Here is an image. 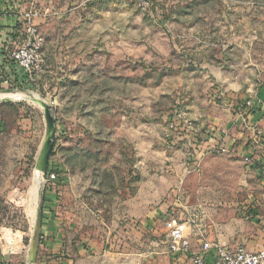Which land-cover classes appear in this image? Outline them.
I'll return each mask as SVG.
<instances>
[{"label":"rangeland","instance_id":"374dc122","mask_svg":"<svg viewBox=\"0 0 264 264\" xmlns=\"http://www.w3.org/2000/svg\"><path fill=\"white\" fill-rule=\"evenodd\" d=\"M147 1L42 2L44 71L0 83L15 94L0 99V264H28L33 245V264H170L167 214L192 251L243 244L256 224L252 161L192 136L230 115L262 140L245 114L263 81L264 0Z\"/></svg>","mask_w":264,"mask_h":264},{"label":"built area","instance_id":"2783aa9c","mask_svg":"<svg viewBox=\"0 0 264 264\" xmlns=\"http://www.w3.org/2000/svg\"><path fill=\"white\" fill-rule=\"evenodd\" d=\"M141 1L143 5H149L147 0ZM1 11L0 8V15ZM46 13V11L41 10L36 0H30L29 5L19 12L17 39L4 56L6 68H0V83L9 84L11 82L12 77H14V74L8 71L11 68L14 70L15 75L20 73L24 75L25 79H32L33 76L39 75L44 71L43 38L39 32L37 21L44 17ZM255 105L264 110V101L258 100L251 107ZM207 133L209 131H205L203 134H194L192 136L193 146L206 141V137L203 136L207 135ZM223 139L221 135L217 143L208 145L214 151L228 152ZM251 141L254 145H260L261 136L252 132ZM245 157L249 159L248 156ZM190 216L196 217L195 213L190 214ZM164 224L167 231L166 243L168 251L171 254L188 255L191 264H264V248L250 251L241 244L236 246L218 244L212 248L207 240L203 239L200 240L201 249L191 251V241L186 233L185 223L179 217L169 214Z\"/></svg>","mask_w":264,"mask_h":264},{"label":"crops","instance_id":"0c3cea01","mask_svg":"<svg viewBox=\"0 0 264 264\" xmlns=\"http://www.w3.org/2000/svg\"><path fill=\"white\" fill-rule=\"evenodd\" d=\"M44 0H36L37 4L41 7V10H48L50 9V6L48 4H42ZM30 3V0H0V8H1V15H0V68L4 69L6 68L4 56L7 53V50L12 48L13 43L17 39V29H18V14L21 10H23L25 7H27ZM45 17V16H44ZM44 18L38 19L37 23L39 24L41 21H43ZM8 69V68H7ZM11 74H14V77L16 76L14 73V70L9 69L8 70ZM221 76L219 75L218 78ZM258 100L264 101V73H263V81L261 84V88L258 92V96L256 100H253V104L256 103ZM262 108L258 105H255L254 108L251 111H248V114H245V117L248 119H253L257 123H263L264 121V112H262ZM244 121V119L242 120ZM241 119H239V116H235L232 118L230 115L227 116V118H217L213 125L212 123L208 124V129L205 130L206 132L209 131V135L206 136V141H203L202 143H205L206 145L217 143L219 141L220 136L222 135V138H228L227 144L229 148H237L238 151L245 154V156H248L251 162V168L254 169L256 175L260 178L262 186H264V135L262 137V140L260 142V145H254L253 143L249 142L248 140H244V135L242 131L240 130L242 125ZM212 125V126H211ZM204 131V132H205ZM227 133V134H226ZM250 134V133H249ZM251 140V137H250ZM237 146V147H235ZM264 188V187H263ZM250 206V205H247ZM246 206V207H247ZM263 209L259 208L258 210L255 209L254 215L252 219H250L251 222L256 223L252 230L249 232V236L247 237V240L243 242V246H245L246 249L250 251H256L259 249L264 248V206L261 204ZM169 214H167L168 216ZM166 216V218H167ZM165 218V215H164ZM180 218V217H179ZM181 219V218H180ZM45 220L42 218V226L44 225ZM253 239V240H250ZM52 240V239H51ZM235 245H229V246H236ZM192 251V250H191ZM51 257L50 254L47 256V258ZM183 258L189 259L188 255H182V254H171L170 255V264H180V261L183 260ZM190 260V259H189ZM62 263L66 264H109V261L107 258H105V254L101 256H97L94 254L89 255H82L77 260L68 259ZM111 264V263H110ZM191 264V263H190Z\"/></svg>","mask_w":264,"mask_h":264},{"label":"water","instance_id":"95a60500","mask_svg":"<svg viewBox=\"0 0 264 264\" xmlns=\"http://www.w3.org/2000/svg\"><path fill=\"white\" fill-rule=\"evenodd\" d=\"M50 151V146L48 147V141H46L45 146L40 154V157L42 156V160H43V165L42 167H44L46 165V160L48 158V154ZM41 167V168H42ZM41 221H42V204L40 203L38 205L37 211H36V229H39L41 226ZM34 251H35V247L33 245Z\"/></svg>","mask_w":264,"mask_h":264},{"label":"trees","instance_id":"16d2710c","mask_svg":"<svg viewBox=\"0 0 264 264\" xmlns=\"http://www.w3.org/2000/svg\"><path fill=\"white\" fill-rule=\"evenodd\" d=\"M23 76V77H22ZM18 83H22L23 79H25L24 75L20 74V75H16L15 78H14ZM24 83V82H23ZM254 108V107H253ZM207 135H209L207 133ZM204 137V136H203ZM206 137V136H205ZM207 139V138H206ZM254 211L255 209L252 208V205L250 206H247L245 209H244V216L247 217V218H250L252 219L253 215H254Z\"/></svg>","mask_w":264,"mask_h":264},{"label":"bare ground","instance_id":"6f19581e","mask_svg":"<svg viewBox=\"0 0 264 264\" xmlns=\"http://www.w3.org/2000/svg\"><path fill=\"white\" fill-rule=\"evenodd\" d=\"M17 95V94H16ZM10 97V98H12L13 96H15V94H0V99L2 98V97ZM16 98V97H15ZM40 163V164H39ZM38 168L39 167H42V165L44 164L43 163V160H42V156L39 158V162H38ZM34 257H35V251H34V248H30V251H29V261H28V264H33V261H34Z\"/></svg>","mask_w":264,"mask_h":264}]
</instances>
